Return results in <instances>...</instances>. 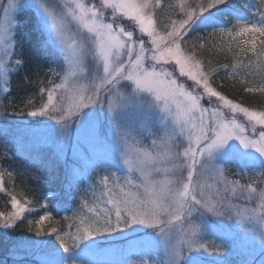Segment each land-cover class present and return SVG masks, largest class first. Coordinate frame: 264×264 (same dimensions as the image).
<instances>
[{
	"label": "snow or ice",
	"instance_id": "6c2138e0",
	"mask_svg": "<svg viewBox=\"0 0 264 264\" xmlns=\"http://www.w3.org/2000/svg\"><path fill=\"white\" fill-rule=\"evenodd\" d=\"M158 6L162 7L161 0H102L99 7L82 0H63L59 6L53 0H8L2 9L6 20L10 11L18 16L25 9L31 10L33 27L42 37L41 47L55 59L62 57L67 65L64 83L42 89L46 102L28 113L47 118L43 130H28L29 148L37 152L33 163L52 173L62 165L64 190L71 194L79 190L83 178L81 165L75 161L84 159L79 144L86 141L95 157L87 179L91 180V173L98 169L107 173L98 182L107 190L106 199L101 201L104 207L87 210L88 222L81 221L84 226L78 229L75 248L69 249L63 236L56 237L58 244L51 237L15 242L14 250L26 254L45 249L40 264H116L90 257L102 244L138 237L148 229L154 239H138L158 253L150 257L151 264H233V256L240 257L236 264H264V187L257 189L252 183L229 181L224 176L233 165L240 169L241 179H251L256 170L264 176V111L235 103L210 82L218 71L235 73L238 62L220 65L210 73L194 52L183 47L186 37L203 29L209 35L219 34L226 46L251 33L253 38L243 41L250 48L240 47V54L255 53V34L264 36V14L252 16L255 5L251 0H202L196 7L179 0L182 15L170 20L161 33L156 20ZM107 10L111 22L105 19ZM117 18L134 22V30L119 26ZM73 22L79 42L74 39L69 45L66 33ZM21 26L16 20L15 29ZM8 31L7 27L0 29V90L4 93L10 92V65L15 63L18 71L24 63L12 59L15 51L8 43ZM260 43L264 45V40ZM89 62L96 75L85 87L78 81L87 75L85 65ZM259 90L264 91V87ZM59 92L63 95L58 99ZM69 94L73 102L65 107ZM7 112L3 108L0 119ZM238 114L247 118L245 123ZM105 116L110 121V138L102 132ZM156 125L163 126L167 154L149 162L137 153L134 162L130 141L139 143L136 137L151 134ZM73 130L77 135L69 145ZM42 148L51 150L47 160L39 155ZM69 151L74 161L71 164ZM162 172L175 179H152L153 173ZM210 175L221 187L207 185ZM57 195L50 191L45 200ZM237 197L246 202L242 209L232 203ZM11 202L17 210L0 221L4 236L24 211L14 196ZM253 202L259 207H252ZM45 219L40 217L41 222ZM225 221H234L235 227ZM177 233L180 239H176ZM206 236L221 243H201ZM141 261L149 264L143 255Z\"/></svg>",
	"mask_w": 264,
	"mask_h": 264
},
{
	"label": "trees",
	"instance_id": "16d2710c",
	"mask_svg": "<svg viewBox=\"0 0 264 264\" xmlns=\"http://www.w3.org/2000/svg\"><path fill=\"white\" fill-rule=\"evenodd\" d=\"M199 1L202 0H186V3L190 2L189 6L195 7L199 5ZM161 5L162 7L158 6L156 9V20L159 28L166 31V25L170 20L178 19L182 13L178 6L179 0H161ZM3 8L4 5L0 1V12ZM253 11V17L264 14V0H259ZM16 20H19L22 26L14 31L15 56L12 59L22 60L24 63L18 71L15 70L17 68L15 63L10 65V70L13 72L10 76V92L4 93L0 90V111L5 107L8 109L5 118L0 119V128L5 129L0 134V173L2 176L0 213H3L0 221L15 211L11 202L13 196L20 203L25 204L26 208L16 220V226L6 230L7 236L0 234V255L3 257H11L9 251L13 249L15 242L31 243L33 239L51 237L58 244L56 237L63 236L65 242L69 243L70 234L79 232L78 229L84 226L81 221L88 222L89 207L100 204L98 202L100 200L99 191L81 185L79 190L73 193L74 201L66 196L63 204H60L57 198L51 197L48 199V205L44 206L48 191L58 187L56 182L51 180V175L58 178L63 171V166L61 165L54 173L46 171L44 177L48 179V184L46 181L33 177L32 172L38 173V170L32 166L37 167V165H30L27 160L25 162L21 157L14 156L15 149L20 142L28 146L29 159L33 160L36 157L34 155L36 151L29 148L30 140L21 120L31 117L28 113L46 102L47 94L41 90L50 89L53 84H61L67 67L62 57L55 59L41 47L42 37L33 27L31 10H23L16 16ZM256 38V52L249 51L244 55L240 54V47L250 48V45H244L239 37L226 46L219 34L209 35L201 29L186 37L183 47L187 51L194 52L210 73L220 65L238 62L235 73L218 71L210 77V82L217 91L234 102L250 109L264 111V91L259 90L264 87V55H261L264 45L260 43L264 40V36L257 33ZM227 39V37L224 38V40ZM86 67L89 69L87 73L93 74L91 62ZM84 78L85 76H83V81ZM78 82H82V79ZM248 88L256 90L249 92ZM18 125L22 127L18 129ZM10 138L11 141H7ZM44 159L47 160V157ZM227 173L235 178L240 177V169L234 165L228 166ZM41 216H46L47 219L41 222ZM37 233L45 235L38 236Z\"/></svg>",
	"mask_w": 264,
	"mask_h": 264
},
{
	"label": "rangeland",
	"instance_id": "374dc122",
	"mask_svg": "<svg viewBox=\"0 0 264 264\" xmlns=\"http://www.w3.org/2000/svg\"><path fill=\"white\" fill-rule=\"evenodd\" d=\"M2 1V4L4 5V7L7 5L8 0H0ZM83 3L85 4H92L94 3L97 7L100 6L102 0H82ZM202 1H199L198 4H200ZM203 2H207V0H204ZM54 5H62L63 0H53ZM190 4V2L188 3V5ZM196 7V6H195ZM0 29H3L5 27H7L9 29L8 31V36H9V45L13 46V30H14V23H15V16L14 14L10 11L9 12V16L8 19L6 20L4 17L3 12H0ZM105 19L108 22H111L112 17L110 14V10L105 11ZM11 22V23H10ZM119 24V26H123L125 28V30H134V22L129 21V20H125V19H119L117 18V21ZM160 32L163 33L165 30L160 29ZM77 33V27L74 26V22L72 24H69L68 26V31L66 33V38L67 41L69 43V45L72 44V41L75 39L77 41V43L79 42V37L76 35ZM239 39L244 40H251L253 38V34L251 33H245L243 36H238ZM255 38H256V34H255ZM242 40H240V42L242 43ZM257 40V38H256ZM67 66V65H66ZM86 67V65H85ZM87 68V67H86ZM96 75L94 72L93 74H89L87 73V75H85L84 81H83V77L82 82H78L79 84L87 87L89 84V79L93 76ZM102 75V73L100 74ZM79 79V81L81 80ZM62 83H64V81L62 80ZM97 85L100 84V80L99 78L96 80ZM57 98L59 99L60 96L63 95L62 92H59L56 94ZM230 99V98H228ZM73 102V98L71 97V94H69V98L64 100V105L65 107H68L70 103ZM203 103H205V105L207 106V100L203 101ZM236 103V102H235ZM243 106V105H242ZM245 107V106H243ZM259 111V110H256ZM241 118V123H245L246 122V117H243V114H238ZM31 118H35L32 121H35V124H29L30 122H28L30 120L27 119L25 124H28L33 130H43L44 129V124L43 121H45L47 118L46 117H33L31 116ZM38 118V119H36ZM162 125H156L152 128L151 130V134L149 133H144L142 136L138 135L136 137V140L139 141V143H137L136 141H130L132 148H133V160L135 162L136 159V154H139V158L140 159H146L149 162H151L152 158H163L164 155L167 154L168 152V148L166 147V137L164 136L163 131H161L162 129ZM261 126L257 125V130L260 129ZM102 132L106 137H111L112 132H111V126H110V121L108 119L107 116H105L103 118V126H102ZM76 132L75 130H73L72 135L68 138V143H70V145L73 144L75 138H76ZM153 141H155V144H153ZM79 149L80 151L83 153L84 159L83 160H78L75 161V163H77L78 165H81L80 168V174L82 173H87L88 174V167L90 162L95 158L93 153H92V146L86 142V141H81L79 144ZM71 162L73 163L74 161L71 160ZM161 167H163V165H161ZM148 169L146 168V171ZM228 171V170H227ZM227 171L224 172V176L227 177V179L229 181H237L239 180L240 183H252L253 187H256L257 189H259L260 187H264V176L260 175L259 172L260 170H256V174L251 176V179L245 177L244 179H241V177H237L235 178L234 176H229V173H227ZM152 179L155 181H161L163 182L165 179L168 180H174L175 176L172 175L171 173H159V174H155L153 173L152 175ZM215 177L214 176H208L206 178V183L209 186H215L217 188L221 187V185L219 183L215 182ZM1 180V179H0ZM261 182V183H260ZM109 184H111V178L109 179ZM260 185V187H258ZM231 187V186H229ZM107 192V190H106ZM225 195H230V193H225ZM17 201H19L18 199H16ZM232 203L234 205H238L241 207V209L243 208V205L246 203L242 198H233L232 199ZM19 206L23 209L26 208L25 204L20 203L19 201ZM252 207H259L258 202H253ZM95 208H101V207H95ZM17 209H15L16 211ZM179 222L174 221V224H178ZM226 224H230L233 225L235 227V222L234 221H225ZM152 230L148 229V230H142L139 234L138 237H143L144 240H149V239H154V237H152L151 233ZM137 236H132L129 237L127 240H117V242L112 241L111 242V246L112 249L115 250L117 247L119 250L123 251V254L129 256V258H131V254L133 253L134 250H137L139 248H145L146 252L142 253L141 255H139L140 257L143 255V259L145 260H149V264H151V260L150 257H155L158 253L152 252L150 251V249L148 248V246L146 244L141 243V240L138 239ZM76 238V235H73V241ZM180 235L179 233L176 234V239H180ZM214 237H210V236H206L204 239H202L200 242L201 243H205L208 244L209 246L215 245V244H219L221 243V241L216 240L212 241L214 239H212ZM102 250L99 251L102 254H107L109 256V258H113L114 255H112V249L108 246V245H104L101 246ZM146 253V254H145ZM240 259L239 256H233L232 260H233V264H236V262ZM93 260V259H92ZM101 262H105V260L101 261ZM127 264H142V262L139 261H134L131 260L129 262H127Z\"/></svg>",
	"mask_w": 264,
	"mask_h": 264
}]
</instances>
